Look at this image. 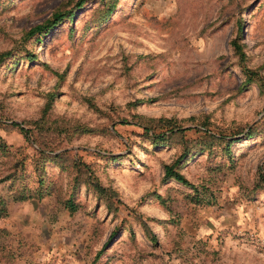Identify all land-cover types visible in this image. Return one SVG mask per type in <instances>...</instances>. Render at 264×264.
Here are the masks:
<instances>
[{
    "label": "rangeland",
    "instance_id": "rangeland-1",
    "mask_svg": "<svg viewBox=\"0 0 264 264\" xmlns=\"http://www.w3.org/2000/svg\"><path fill=\"white\" fill-rule=\"evenodd\" d=\"M105 11L0 0V264H264V91L231 47L264 81V0ZM161 117L185 130L157 145L142 125ZM203 126L226 142L201 146Z\"/></svg>",
    "mask_w": 264,
    "mask_h": 264
},
{
    "label": "trees",
    "instance_id": "trees-1",
    "mask_svg": "<svg viewBox=\"0 0 264 264\" xmlns=\"http://www.w3.org/2000/svg\"><path fill=\"white\" fill-rule=\"evenodd\" d=\"M87 1L89 0H68V3L73 4V8L77 9L82 7ZM100 1H103L106 10L105 13L107 14L113 10L117 2V0H100ZM64 10H59V9L56 10L49 18L31 27L23 34L22 39L23 40L34 39V41L39 42L40 39L44 38L49 33V31L52 28H54L57 24H59L65 17L71 18L73 16L74 11L72 9H69L67 11ZM231 47L233 49L234 54L237 56L238 61L242 65L243 71L247 77V81L258 82L259 85L263 88L262 90L264 91L263 77L260 76V74L257 71L250 69L245 65L246 55L244 52L243 44L241 42V36L237 35L231 40ZM9 55H11V51L1 53L0 62L5 60ZM14 125L17 126L19 129H22V127H20L17 123H14ZM178 127L180 126L176 123L174 119L165 118V117L150 120L149 123L142 125L146 137L150 138L152 142L157 145L162 144V142H166L167 140H170V138L180 137V135H182L185 129H180ZM197 131L200 132L203 137L200 138L201 146H205L208 149L212 147L215 143L220 144L226 142L225 136L223 134L217 135L216 132L214 133L210 132V130L206 128V126L199 128ZM249 132L250 130H248V133ZM181 139L183 140V136L181 137ZM193 141L194 140L192 141L183 140L185 151L190 147ZM165 176L167 178H172L180 183L189 184L187 179L178 170H176L173 165L166 166ZM85 180H86L85 182L92 187L95 193L98 196L101 197L104 196L107 200L108 206L112 207V200L110 197L116 196L117 193H115L114 190L101 185L94 177L89 176L88 173L85 174ZM66 205L68 206L69 209L72 210L74 209V204L72 203L71 200H68L66 202ZM4 215H5L4 205L0 204V218L3 217Z\"/></svg>",
    "mask_w": 264,
    "mask_h": 264
}]
</instances>
